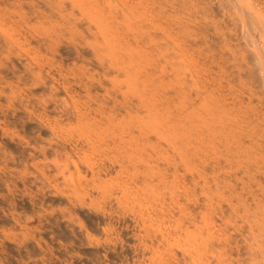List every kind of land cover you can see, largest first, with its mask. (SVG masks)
I'll return each mask as SVG.
<instances>
[{
  "label": "rangeland",
  "instance_id": "rangeland-1",
  "mask_svg": "<svg viewBox=\"0 0 264 264\" xmlns=\"http://www.w3.org/2000/svg\"><path fill=\"white\" fill-rule=\"evenodd\" d=\"M0 264H264V0H0Z\"/></svg>",
  "mask_w": 264,
  "mask_h": 264
}]
</instances>
